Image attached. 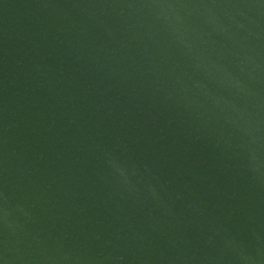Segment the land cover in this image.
I'll return each instance as SVG.
<instances>
[{
    "label": "water",
    "instance_id": "1",
    "mask_svg": "<svg viewBox=\"0 0 264 264\" xmlns=\"http://www.w3.org/2000/svg\"><path fill=\"white\" fill-rule=\"evenodd\" d=\"M0 264H264V0H0Z\"/></svg>",
    "mask_w": 264,
    "mask_h": 264
}]
</instances>
